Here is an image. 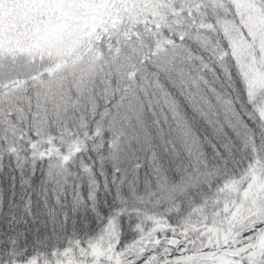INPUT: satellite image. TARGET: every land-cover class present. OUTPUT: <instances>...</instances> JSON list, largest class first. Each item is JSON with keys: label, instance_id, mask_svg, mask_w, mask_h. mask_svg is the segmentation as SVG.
<instances>
[{"label": "snow or ice", "instance_id": "snow-or-ice-1", "mask_svg": "<svg viewBox=\"0 0 264 264\" xmlns=\"http://www.w3.org/2000/svg\"><path fill=\"white\" fill-rule=\"evenodd\" d=\"M0 264H264V0H0Z\"/></svg>", "mask_w": 264, "mask_h": 264}]
</instances>
